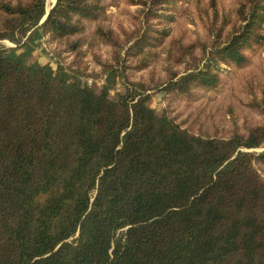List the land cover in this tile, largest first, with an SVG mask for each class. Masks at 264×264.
Returning <instances> with one entry per match:
<instances>
[{"label": "trees", "instance_id": "1", "mask_svg": "<svg viewBox=\"0 0 264 264\" xmlns=\"http://www.w3.org/2000/svg\"><path fill=\"white\" fill-rule=\"evenodd\" d=\"M46 2L0 0V41L42 29L76 51L70 37L103 9ZM224 26L211 24L205 62L167 90L217 86L222 64H242L264 42V0H241L223 41ZM47 69L0 42V264H264V150H250L264 124L194 133L140 83L112 97Z\"/></svg>", "mask_w": 264, "mask_h": 264}, {"label": "rangeland", "instance_id": "2", "mask_svg": "<svg viewBox=\"0 0 264 264\" xmlns=\"http://www.w3.org/2000/svg\"><path fill=\"white\" fill-rule=\"evenodd\" d=\"M99 1L102 11L83 19L85 30L70 37L69 42L81 43L76 51L42 29L21 45L0 42L9 55L47 64L52 73L63 67L64 77L73 81L78 75L80 84L96 90L106 86L112 97L123 93L127 83H140L158 113L194 133L228 137L264 124V42L244 50L242 64H222L217 86L186 93L166 89L188 66L205 62L213 22L225 23L226 40L241 0ZM56 3L47 0V10ZM250 150L260 152L264 145ZM256 165L264 177V164Z\"/></svg>", "mask_w": 264, "mask_h": 264}, {"label": "water", "instance_id": "3", "mask_svg": "<svg viewBox=\"0 0 264 264\" xmlns=\"http://www.w3.org/2000/svg\"><path fill=\"white\" fill-rule=\"evenodd\" d=\"M46 18V17H45ZM43 21H44V19H43Z\"/></svg>", "mask_w": 264, "mask_h": 264}, {"label": "bare ground", "instance_id": "4", "mask_svg": "<svg viewBox=\"0 0 264 264\" xmlns=\"http://www.w3.org/2000/svg\"><path fill=\"white\" fill-rule=\"evenodd\" d=\"M52 1V0H51Z\"/></svg>", "mask_w": 264, "mask_h": 264}]
</instances>
